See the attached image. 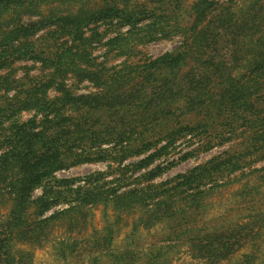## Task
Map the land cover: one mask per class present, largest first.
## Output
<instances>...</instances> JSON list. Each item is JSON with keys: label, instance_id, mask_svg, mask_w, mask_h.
<instances>
[{"label": "trees", "instance_id": "1", "mask_svg": "<svg viewBox=\"0 0 264 264\" xmlns=\"http://www.w3.org/2000/svg\"><path fill=\"white\" fill-rule=\"evenodd\" d=\"M23 16L39 19L26 24ZM41 29L49 30L42 52L33 40ZM109 33L115 37L104 44ZM174 37L181 42L173 52L129 62L137 47ZM101 44L114 58L124 59L120 69H107L106 60L97 63L93 53ZM17 61L39 64L41 72L19 79L0 76V202L7 208L0 221V264H35V249L50 241L49 228L61 215L44 214L60 199L75 203L70 214L98 203L111 205L118 215L153 206V220L144 225L159 222L170 198L159 199L138 184L104 189L106 176L100 173L71 189L53 174L94 155L123 160L144 153L173 136L158 133L161 128L199 130L200 149L228 141L233 159L218 175L228 171L230 177L247 158L264 160V0H0V72ZM68 78L78 84L88 81L96 92L78 96L67 86ZM125 86L127 93L121 92ZM52 88L58 93L54 99L47 95ZM25 111H35L34 118L12 122ZM103 144L108 148L100 150ZM254 172L264 180V167ZM38 188L42 194L34 198ZM256 188L245 200L242 219L248 221L235 224L228 238H199V256L224 261L233 242L238 249L249 244L243 264L258 261L264 194ZM176 217L171 224L187 230L189 216ZM89 239L80 247L61 243L57 254L66 259L87 252L94 264L114 243L110 235ZM124 259L116 255L114 264H126Z\"/></svg>", "mask_w": 264, "mask_h": 264}, {"label": "rangeland", "instance_id": "2", "mask_svg": "<svg viewBox=\"0 0 264 264\" xmlns=\"http://www.w3.org/2000/svg\"><path fill=\"white\" fill-rule=\"evenodd\" d=\"M219 1L226 2L228 0ZM38 19V17L23 16L21 22L34 23ZM125 30L127 29L121 31ZM48 31L41 29L33 37L38 46L37 50L40 52L45 50L48 45ZM114 37L115 33H109L102 42L106 44L108 39ZM50 39L53 40L51 37ZM180 42V37H174L171 40H157L139 46L137 47L138 53L136 52V56L129 59V62H142L173 52L179 47ZM104 44L98 45L93 53L97 63H104L106 60L108 63L104 64L107 69L113 67L120 69L124 59L114 58L109 47L103 46ZM40 72L39 64H34L31 61H17L10 64L8 69L1 71L0 76L11 74V78L13 76L19 79L25 73L30 76H40ZM66 84L78 96H88L96 92L94 85L88 81L78 84L68 78ZM56 90V88L49 89L48 97L51 99L57 97ZM123 90L127 93L128 86L122 88L121 92ZM8 94L11 96L13 92ZM1 96H3V92H0ZM1 98L3 99V97ZM2 99H0V105ZM100 114L105 116L107 113ZM34 116L35 111H25L12 122H26L32 120ZM162 131L163 133H172L173 136L154 147H147L148 149L144 153L132 154L123 160L100 158L94 155L89 162H81L58 169L53 174L54 180L71 189L83 186L86 177L100 173L106 176L104 189L120 187V190H126L134 188L138 184L143 189L153 191V194L159 199L170 198L169 207L164 208L158 214L160 221L154 225H144L147 219L152 218L153 220V206L137 207L128 214L118 215L111 205L98 203L84 207L79 213L70 214L67 211L75 206V203L72 202V199H60L44 214L47 217L61 215L58 216L57 221L52 222L53 224L49 228L48 239L50 241L42 248L35 249V264H91L87 252L82 251L62 259L57 254L60 245H64L61 243L77 242L80 247L84 244L83 240L85 239L91 238L89 240L94 241L95 238L108 235L114 239V243L106 251L102 250L101 256L99 255L100 257L94 264H114L116 255L125 257L126 264H131V261L140 264L244 263L243 255L251 251L249 244L238 249L239 246L230 242V246L234 247V250L233 253L228 252L226 255L228 258L224 261L217 259L207 261L198 255L195 244L199 238L206 234L211 235L210 237L213 239L221 235L228 238L231 235V230L236 226L235 224L240 226L248 221L247 218L242 219L247 214L245 200H248L250 196L253 197V192H255L253 187L258 186L256 191L264 194V180H257L256 176H260V173L254 172L255 169L264 167V160L251 162L247 158L233 169L234 173L230 177L231 173L228 171H223L218 175L217 172L227 167L228 159H233L228 156L230 153V150L227 149L230 147V144L226 143L228 141L212 148L200 149L199 130L194 131L195 136L192 135L194 132L184 131L177 126L168 129L161 128L158 133H162ZM107 148L106 144L100 146V150ZM225 151L228 153L225 154ZM122 167H125L123 172L121 171ZM251 172L253 174L250 175ZM122 178L127 179L120 181ZM215 178L218 181L214 182ZM41 194L42 188H38L33 192V197L36 198ZM65 213L67 214L65 215ZM184 213L189 216L187 230L184 227L174 226L170 220L172 216H177L175 219H178ZM6 214L7 208L4 203L0 202V221ZM191 214L194 215L191 217ZM226 248L228 247L224 246V249ZM257 249L259 250L258 261H255L254 264H264V241ZM229 254L231 255L229 256Z\"/></svg>", "mask_w": 264, "mask_h": 264}]
</instances>
